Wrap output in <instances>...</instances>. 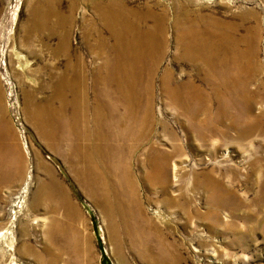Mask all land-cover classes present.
<instances>
[{
    "label": "rangeland",
    "instance_id": "1",
    "mask_svg": "<svg viewBox=\"0 0 264 264\" xmlns=\"http://www.w3.org/2000/svg\"><path fill=\"white\" fill-rule=\"evenodd\" d=\"M42 1L0 0V264H43L18 257L17 252L24 241L31 245L29 248L41 253L40 260L48 258L46 253L55 252L56 258L62 261L59 264H120L115 252L118 247L122 264H150L140 258L137 251L142 249V242L146 243L148 237L149 252H159V242L153 238L158 236L157 228L161 247L169 255H175L178 264H264V200L259 197L256 181L261 174L259 170L264 168V0H48L57 13V19H53L59 23L57 37L26 34L31 14L42 10ZM108 1L117 2L118 8L127 11H123L125 19L142 30L157 27L160 24L157 20L163 17L161 22L165 30L159 37L165 40V49L153 79L154 124L150 142H156L166 151L171 150L174 142L182 146L181 156L173 155L170 159L166 188L146 176L150 171L146 164V142L131 156L128 166L143 215L135 219L131 208L124 217L128 220L122 225L117 213H113L114 225L120 235L116 242L112 240L116 234L111 232L113 221L101 210L104 203L101 191L84 186L79 179L77 171L81 162L76 158L73 140L63 137L66 117L56 112L60 103L54 98L52 87L67 62L75 60L76 56L81 58L86 70L87 84L93 86L105 60L112 57L113 51H120L108 50L110 56L106 58L108 52L99 54L93 48L98 39L94 29L99 30L111 45L114 43L111 31L103 24L96 8ZM150 9L160 18H151ZM189 15L204 18L193 20L187 18ZM145 17L148 18L145 20ZM190 19L197 21L201 31L211 25L217 34L224 31L232 36H229L230 41L233 39L231 42L247 39L240 44V50L249 51L253 71L248 72L253 74L239 87L244 91L238 88L230 93L231 89L224 87L223 77L215 78L207 66L191 65L180 59L178 39L192 24ZM64 38L67 54L56 55L58 52L53 53V50L57 44H63ZM168 70L176 81L191 82L207 93L203 99L206 106L202 102L201 108L208 107L210 112L205 115L212 116L215 121L205 129L214 139L211 143L198 141L199 150L194 143L187 145L185 136L189 132L181 127L185 117L168 104L162 88ZM217 81L220 86L216 88ZM90 96V107H93V96ZM216 114L218 121L214 117ZM162 121L176 134L178 141H170L169 134L162 130ZM8 144L16 145L18 149L14 163L6 152ZM210 148L214 150L206 151ZM174 167L182 169L181 176L176 179ZM213 168L222 181V189L235 193L229 198L228 206L217 209L219 222L207 215L211 208L210 195L195 185L191 172L203 171L204 174ZM202 176L199 180L204 185L207 182ZM121 180L126 181V178L121 177ZM109 193L112 198L114 193ZM174 199L179 205L186 206L187 200L191 199L196 211L185 213L190 207L181 210L172 203ZM70 220L72 227L68 223ZM213 226L215 232L210 230ZM71 230L74 231L71 237H76V231L79 235L78 259L62 237ZM31 259L36 260V257Z\"/></svg>",
    "mask_w": 264,
    "mask_h": 264
},
{
    "label": "bare ground",
    "instance_id": "2",
    "mask_svg": "<svg viewBox=\"0 0 264 264\" xmlns=\"http://www.w3.org/2000/svg\"><path fill=\"white\" fill-rule=\"evenodd\" d=\"M40 3L43 6L42 10L35 13L32 12V17L28 23L26 34L35 33L41 36L45 35L46 37H57L59 23L57 21H53V19L57 17L55 7L48 0H43ZM96 8H98V15H100L103 24L106 25L111 31L109 32L114 39V43L113 45H111V43L107 39H105V37L100 35L99 30L94 29V31L98 34V39L96 42L97 44L95 45L96 47L94 46L93 48L96 50V52H99V54H104L105 52H108L105 54L106 58L110 56V50L119 49L120 51H113L112 57L110 56L107 58V60H105L103 67L101 66L99 68V72L96 75L97 78L95 82H93V86L87 84L86 70L83 68L84 66L82 64L81 58L76 56L75 60H69L67 62V65L65 64L66 67L64 72L58 77L57 81L53 84L52 87L54 90V98L60 103V106L57 108L56 112L59 115L64 114V117H66L62 126L65 129L63 137L67 139L70 138L73 140L76 158L81 162L78 163L77 171L79 179L84 184V186L90 187L91 189L94 188L97 191H101L104 199V203L101 206L103 209L101 210H103L107 218L109 217L111 221H113V224H110L111 232L113 234H116H112V240L116 242L117 235H120L118 231L119 229L117 230L116 226L114 225L115 221L112 217L113 213H117V215L119 216L117 217L119 218V221L122 223V225H124L125 222L128 220V218L124 217L127 216V211L131 208V213L135 214V219L136 216L139 217L143 215V208H141V204L137 201L134 189L135 186L133 188L134 184L132 183L134 182V179L131 176V171L128 166V164L130 163L131 156L139 150V147L142 143L146 142L148 145V148L146 149V164L149 166L150 170L146 174V176L149 177L152 182L158 181L161 183V185H163L164 188H166L169 184L170 178V159L173 157V155H177L179 157L181 156L182 146L179 142H174L172 146H170L171 150L166 151L161 149L159 145L156 144V142H150V138L152 136V128L154 124L152 121L153 103L151 101L153 99V79L157 72V68L161 63V59H163V50L165 49V40L161 38V35L164 32L163 29L165 27H163L161 22V19L163 17L157 20L160 21V24L158 23L159 25H157L158 29L157 27L150 26L148 29L142 30L141 28L137 27V25H135V22L134 25H131V23H129V20L127 21V19H125L126 14L124 12L127 13V11L123 10V12L120 9L122 7L118 8L117 2L108 1L103 4L100 3V5ZM152 12L153 10L150 9L149 14H152ZM182 15L180 18L183 19L184 17H182ZM138 17L136 18L138 19ZM148 17H145V20ZM150 17L153 19H157L159 17V14H152ZM187 18H191V16ZM196 18L191 19L194 20ZM178 20L179 19L177 18V21ZM186 21L187 20H185V22ZM191 22L192 24L187 27V31H185V34L179 37L178 39L179 51H181L180 59H183L191 65L207 66L206 68H209V71L215 74V78L219 80L221 77H223L224 87L231 89L230 93H232L231 91L236 92L242 84H246L247 79H249V77L253 74L251 72H248L249 70L253 71L251 66L253 61L251 55H249V51L240 50V44H243V41L246 42L247 39L240 38L239 40H234L233 42H231L233 39L231 38L232 40L230 41L229 38L232 36L225 33L224 31H221V34H217L214 32V26L212 25L208 28L205 27L206 30L201 31L198 27L200 25H197V21L195 22L191 20L190 23ZM155 23L156 22H154V24ZM205 24L206 23H204V25ZM178 26L181 27V25L179 24ZM230 27L227 28L231 30ZM181 28L183 29V27ZM157 30L159 31V33ZM249 30L250 29H248V31ZM250 34L251 33H249L248 35ZM159 35L161 37H159ZM59 46L60 43L57 44V46L53 50V53L58 52V54L56 55H66L67 41L65 40V38L63 39V44L60 46V48ZM68 54L70 55V52ZM255 72L256 71H254V73ZM194 86L195 84L193 85V83L191 82L182 83V81H176L175 77L173 76V73L168 70V72L165 73V80L162 88L165 89L164 92L165 96L167 97L168 104L173 109H175L180 115H183L185 117V119H183L184 122L181 123V127L187 129L189 132V134L185 136L187 145H189L190 143H194L199 150V148L201 147L198 141L208 143L214 139L211 134L206 133L205 129L208 128V125H210L212 121L214 123L215 121L212 120V116L209 117L210 115H205L210 112L208 107L201 108L202 102L203 105L206 106V103L203 99L207 93H205V91L203 93L200 90V87L199 89H197V86ZM218 86H220V84L217 81L214 87L217 88ZM260 91V95H262L263 92L261 89ZM217 94H219V91ZM90 95L93 96L94 101L93 107L91 105L92 108L90 107L89 102ZM243 100L245 101V99ZM44 110H46V108ZM210 114H212V112ZM36 115L38 114L36 113ZM214 117H216L218 121L219 115L216 114V116ZM50 119L48 120L51 121ZM225 122L227 123V121ZM39 125L41 126L42 124L39 123ZM161 127L163 132H167L169 134L170 141H178V137L176 136V134L172 130H170L169 126H167L164 121H162ZM217 127L220 128V125ZM4 135L6 136V134ZM55 135L58 134L55 133ZM249 135L247 136L249 137ZM5 138H8V136ZM232 138L231 140H236ZM250 138L253 139L251 135ZM247 141H249V139ZM70 143L72 144V142ZM215 144L216 143L214 142L212 143V145L214 146ZM7 147V149L5 148L6 152L11 155V158H13L12 163H14L17 160L14 154L18 149L16 145L13 144H11V146H9L8 144ZM213 150L214 149L210 148L206 151L211 152ZM119 168H122V171H119ZM181 170L178 167H174L175 179L181 176ZM191 172L192 177L195 179V185L203 188L210 195L208 203L210 204L211 208L207 215L213 217L215 222H219L220 216L217 212V209L223 206H228L229 204L227 202L229 201V198H233L232 196L233 194L235 195V193L228 189H222V181H220L219 177H217L214 168L212 170H208L204 174L203 171ZM259 173L261 174L258 176V179H256L258 183L257 188H259L257 191L259 197L263 198L264 200V168L259 170ZM201 175L205 177L204 181L207 182L205 184L203 183L204 185H202V180H199V177ZM121 177L126 178V181L121 180ZM26 188L27 187H25L24 190ZM109 192L114 193L112 198L110 197ZM172 201V203L178 206L181 210L182 208H186L187 206H189L190 208L186 209V211L184 210L185 213H189L190 211H196L195 208L192 207L191 199L187 200V206L185 204L179 205V201L176 199ZM230 208L232 209V207ZM204 217H206V215ZM131 229L133 230V228ZM157 229L156 231L158 233V236L155 235L153 236V238L156 239L155 241L157 243L159 242V252L156 254H154L156 250L153 254L150 253L151 251L149 252L151 247L148 250L147 241L149 238L147 237L146 243L144 241L142 242V249L139 248L140 250L137 251L139 257L150 264H178V258L176 259L175 255H169L168 251L161 247L159 231ZM210 230L212 232H215V226L211 227ZM144 234L145 233H143V235ZM133 238L134 237L131 236L132 240ZM157 246L156 248H158ZM115 252H117L119 262L120 264H122V255L119 250V247Z\"/></svg>",
    "mask_w": 264,
    "mask_h": 264
},
{
    "label": "crops",
    "instance_id": "3",
    "mask_svg": "<svg viewBox=\"0 0 264 264\" xmlns=\"http://www.w3.org/2000/svg\"><path fill=\"white\" fill-rule=\"evenodd\" d=\"M64 222V221H63ZM69 225L72 227V221H68ZM65 233V232H64ZM66 234V233H65ZM74 231L71 230V233L68 231V233L66 234V236H63V239L65 241H67V247L71 249V252H73L75 254V256L79 257V235H78V231L75 232L76 237H71L73 236ZM75 239V241H74ZM31 247V245H29V243H27L26 241L23 242V245L21 246V249L17 252L18 257H22V259H27V260H32V262H42L43 264H46V262H50V264H59L62 261L58 260L57 254L55 252H53L52 254H47L46 253V257H48L47 259L44 260H40L38 258H41V253L36 252L35 250L29 248ZM34 248V247H32ZM36 257V260H33L31 258ZM49 264V263H47Z\"/></svg>",
    "mask_w": 264,
    "mask_h": 264
}]
</instances>
